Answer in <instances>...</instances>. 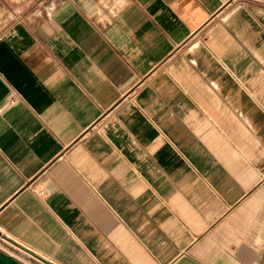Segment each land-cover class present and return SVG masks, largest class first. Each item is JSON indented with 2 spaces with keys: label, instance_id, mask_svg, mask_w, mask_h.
Segmentation results:
<instances>
[{
  "label": "crops",
  "instance_id": "0c3cea01",
  "mask_svg": "<svg viewBox=\"0 0 264 264\" xmlns=\"http://www.w3.org/2000/svg\"><path fill=\"white\" fill-rule=\"evenodd\" d=\"M0 243L264 264V0H0Z\"/></svg>",
  "mask_w": 264,
  "mask_h": 264
},
{
  "label": "rangeland",
  "instance_id": "374dc122",
  "mask_svg": "<svg viewBox=\"0 0 264 264\" xmlns=\"http://www.w3.org/2000/svg\"><path fill=\"white\" fill-rule=\"evenodd\" d=\"M0 245L1 247H4V249H6L5 251L9 252L13 256H16L20 261L26 264H51L50 262H47L39 256L33 254L32 252L19 250L16 248L12 249L9 246L2 245L1 243Z\"/></svg>",
  "mask_w": 264,
  "mask_h": 264
},
{
  "label": "water",
  "instance_id": "95a60500",
  "mask_svg": "<svg viewBox=\"0 0 264 264\" xmlns=\"http://www.w3.org/2000/svg\"><path fill=\"white\" fill-rule=\"evenodd\" d=\"M0 264H26L0 248Z\"/></svg>",
  "mask_w": 264,
  "mask_h": 264
},
{
  "label": "built area",
  "instance_id": "2783aa9c",
  "mask_svg": "<svg viewBox=\"0 0 264 264\" xmlns=\"http://www.w3.org/2000/svg\"><path fill=\"white\" fill-rule=\"evenodd\" d=\"M10 102H13V99L10 100ZM2 250L5 251V249L1 248ZM7 252V251H6ZM9 253V252H8ZM10 254V253H9ZM12 255V254H11ZM16 257V256H15ZM17 258V257H16Z\"/></svg>",
  "mask_w": 264,
  "mask_h": 264
}]
</instances>
